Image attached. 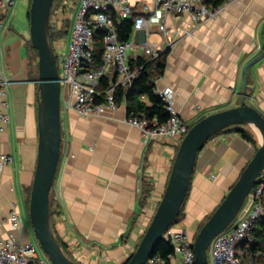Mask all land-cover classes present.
I'll use <instances>...</instances> for the list:
<instances>
[{
  "label": "crops",
  "instance_id": "0c3cea01",
  "mask_svg": "<svg viewBox=\"0 0 264 264\" xmlns=\"http://www.w3.org/2000/svg\"><path fill=\"white\" fill-rule=\"evenodd\" d=\"M129 1L136 13L145 4L153 5V0ZM79 6L80 0H61L57 13L71 7L75 20ZM222 6L216 17L200 24L189 13L169 14L167 36L156 29L133 30L130 36L169 49L159 85L173 89L175 108L190 123L239 105L244 66L264 49V0H227ZM9 28L0 32V41L5 70L13 79L12 122L0 132V152L13 154L15 161L3 167L0 177V237L14 231L28 242L36 238L29 199L39 141L38 78L32 68L37 52L27 48L28 36ZM153 35L158 37L152 41ZM249 70L248 101L264 113V57ZM125 115L122 107L101 117L62 112L68 144L62 146L51 191L52 219L65 249L80 264L125 263L169 179L175 142H146L137 128L124 122ZM255 151L236 127L213 136L198 154L184 218L176 226L195 234L192 224L200 226L212 214ZM14 209L22 217L17 230L8 220ZM255 238L264 249V220L258 222ZM245 259L251 263L258 258L250 252Z\"/></svg>",
  "mask_w": 264,
  "mask_h": 264
},
{
  "label": "built area",
  "instance_id": "2783aa9c",
  "mask_svg": "<svg viewBox=\"0 0 264 264\" xmlns=\"http://www.w3.org/2000/svg\"><path fill=\"white\" fill-rule=\"evenodd\" d=\"M17 2L0 0V32L9 27L10 19L16 13ZM222 7H213L204 0H153L152 6L145 4L143 11L136 13L129 0H80L68 48L60 54L62 112L74 110L82 117H101L108 111L122 107L126 114L124 122L137 128L146 142L159 143L171 138L179 146L191 123L176 110L173 89L159 85L161 76L154 79V93L165 102L170 115L166 121L160 122L157 116L151 117L144 109L128 108L130 102L127 92L142 68L131 65V62H137L142 56L136 54L137 50L143 51L144 56L153 60L166 48L148 38L122 40L117 24L124 19H131L133 30L148 33L156 29L167 36L166 20L169 14L189 13L200 24L216 17ZM53 23L51 18V25ZM58 28L59 25L55 26L57 31ZM102 29L106 30V34L100 45L98 36ZM171 43L169 41V45ZM61 49H64L63 44L56 46L55 51ZM5 57V49L0 41V132L12 122L10 88L13 79L5 70ZM141 99L150 104L146 95H142ZM64 144L67 145L68 140L63 137L62 146ZM14 161L13 154L0 152V177L3 167ZM8 220L12 230H17L22 223V217L16 209ZM261 220H264V173L259 176L237 217L213 238L209 247L210 264H262L258 259L251 263L245 259L250 254L249 248L256 242L254 231ZM195 235L186 227H177L176 223L165 231L163 239L174 248L169 257L171 264H196ZM254 255L263 256L264 251L258 250ZM159 260L158 256H151L146 264H159ZM0 264L53 263L37 238L24 242L13 231L0 237Z\"/></svg>",
  "mask_w": 264,
  "mask_h": 264
},
{
  "label": "water",
  "instance_id": "95a60500",
  "mask_svg": "<svg viewBox=\"0 0 264 264\" xmlns=\"http://www.w3.org/2000/svg\"><path fill=\"white\" fill-rule=\"evenodd\" d=\"M55 0H32L30 41L38 54V152L29 199V216L34 234L53 264H80L61 243L50 209L62 154V83L57 55L51 38V15ZM264 57L263 51L244 66L241 101L237 106L208 114L196 121L180 143L161 201L127 264H146L165 231L176 223L192 183L199 152L219 132L241 125L256 128L261 142L222 201L194 239L196 264H210L209 247L213 238L237 217L247 196L264 173V113L248 102L250 67Z\"/></svg>",
  "mask_w": 264,
  "mask_h": 264
},
{
  "label": "trees",
  "instance_id": "16d2710c",
  "mask_svg": "<svg viewBox=\"0 0 264 264\" xmlns=\"http://www.w3.org/2000/svg\"><path fill=\"white\" fill-rule=\"evenodd\" d=\"M226 1L227 0H204L206 4L211 5L213 7L223 5ZM29 18H30V15H29ZM117 29L119 31L120 39L128 40L130 39V36L133 32V21L131 19H124L119 24H117ZM105 34H106L105 29H102L99 33L98 40L100 41V45H102L101 41L103 40V37L105 36ZM51 38H52V34H51ZM168 53H169V49H166L156 59L150 60L146 56L142 55V56H139L137 62H131V65L133 67L142 66V68L140 70L139 77L136 79V81L134 82L129 92H127V99L130 102L128 106L129 110L144 109L151 117L157 116L160 122L166 121L170 115L166 111L165 102L159 96L155 95L154 93V88L156 85L154 82V79L156 77L163 75L165 68H166ZM142 95L147 96V99L149 100L150 104H146L145 102H143V100L141 99ZM195 122H192L191 124H194ZM237 129L244 139H246L249 142H252L254 145L256 144V140L253 134H251V132H249L247 129L243 128L242 126H238ZM50 209H51V214H52L53 205H52L51 199H50ZM183 218H184V205L182 206L181 212L176 220V223H178V221H182ZM254 236H255V231H254ZM261 244H262V241L256 240V242L249 248V250L250 252L253 253L254 258H258V260L262 261L264 264V255L263 256L254 255L255 252L263 249V246H261ZM63 246L65 247L64 244ZM173 252H174V248L171 245V243L162 239L157 243L152 256H158L160 258V261L163 263L159 262V264H171L169 257ZM127 262L128 260L123 264H127Z\"/></svg>",
  "mask_w": 264,
  "mask_h": 264
},
{
  "label": "rangeland",
  "instance_id": "374dc122",
  "mask_svg": "<svg viewBox=\"0 0 264 264\" xmlns=\"http://www.w3.org/2000/svg\"><path fill=\"white\" fill-rule=\"evenodd\" d=\"M32 0H18L17 2V12L13 18H11L9 28L12 31H15L14 33L17 32L18 35H25L28 36L29 39V45L27 46L28 49L36 51L35 48L32 46L31 41H30V18L28 13L30 12V4ZM61 3V0H55L52 6V22L53 25H51V34H52V42H53V47L56 49V46H60L63 44L64 49H61L59 52L55 51L56 55L58 56V66H59V71L61 72V67H60V61H61V55L63 51H66L70 42V36H71V31L74 23V12L75 10L72 9L71 7H67L64 9L63 12L57 13L56 11L59 9V5ZM63 21V24L57 23V21ZM13 25V26H12ZM59 25V30L57 33V30L55 29V26ZM158 36L153 35L152 36V41L156 40ZM131 40H133V36L131 37ZM37 52V51H36ZM138 54L144 55L143 51H139ZM129 55H131V51H129ZM34 64H32L33 71L35 72V76L38 78V54L35 53V59H34ZM193 124H190V127ZM243 128L247 129L251 134H253L256 144L255 147L257 148L260 145V142L262 140L261 135L259 131L250 126V125H241ZM237 129V127H236ZM179 146H177L178 148ZM52 191V190H51ZM51 202L52 201V198ZM210 216V215H209ZM208 216V218H209ZM182 218V217H181ZM206 218V220L208 219ZM206 220L203 221V223L199 226L196 225V223L192 224L191 229L196 230V233L199 232L200 228L203 226V224L206 222ZM181 221H178L180 223ZM209 253V259L211 261V253L210 250H208ZM160 263H163L159 260Z\"/></svg>",
  "mask_w": 264,
  "mask_h": 264
}]
</instances>
